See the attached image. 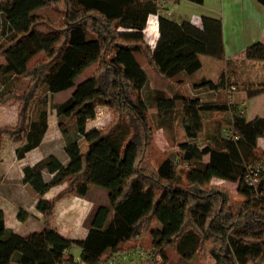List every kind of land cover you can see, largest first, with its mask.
<instances>
[{
    "label": "trees",
    "instance_id": "16d2710c",
    "mask_svg": "<svg viewBox=\"0 0 264 264\" xmlns=\"http://www.w3.org/2000/svg\"><path fill=\"white\" fill-rule=\"evenodd\" d=\"M257 1L264 6V0ZM161 4L162 0H6L0 5L5 28L0 42L5 87L0 103L18 102L17 123L0 127V151L5 137L26 138L17 149L18 157L36 147L48 127L46 111L37 120L32 114L41 91L66 90L88 66L99 63L95 74L55 105L58 126L67 137L64 149L69 161L64 164L50 154L23 169V181L39 194L63 182L68 188L38 202L44 227L26 235L6 227L0 208V264H102L126 248H139L126 243L136 241L143 230L151 232L156 255L163 262L168 246L184 256L201 249L215 264L264 262V152L257 151L258 139L264 136V116L248 119L242 108L232 105L226 75L195 83V88L214 92L213 100L182 97L186 140L178 143L179 152L169 154L156 169L145 158L143 145L152 130L143 94L149 78L137 54H144L159 75L180 83V74L190 75L202 67L200 55L221 59L225 51L220 18L204 15L200 25L176 22L161 13ZM59 5L64 6L61 23L35 13ZM152 14L158 15L159 24L153 46L145 39ZM41 52L45 58L30 65ZM245 55L247 60L264 61V43L250 44ZM9 77L28 80L26 89L16 90ZM263 92L264 83L252 96ZM103 104L121 113L108 129L87 130L88 120ZM157 106L172 109L175 97H160ZM205 112H231V126L227 135L217 134L201 146L196 140L205 127ZM70 127L84 137L85 149L78 137L69 136ZM206 155L209 159L197 166ZM259 163L263 166L253 186L246 178L250 167ZM43 170L52 178L47 180ZM214 178L238 183V192L245 197L239 210L231 207L225 190L211 185ZM90 185L106 189L110 205L95 208L85 238L66 237L52 224L56 202L70 192L86 195ZM19 218H25L22 211ZM152 222L160 227H152ZM73 246L81 251L78 258L67 252ZM106 249L111 252L103 257Z\"/></svg>",
    "mask_w": 264,
    "mask_h": 264
},
{
    "label": "rangeland",
    "instance_id": "374dc122",
    "mask_svg": "<svg viewBox=\"0 0 264 264\" xmlns=\"http://www.w3.org/2000/svg\"><path fill=\"white\" fill-rule=\"evenodd\" d=\"M6 0H0V5L3 4ZM168 3V1L162 0L161 4V13L163 10H165L164 4ZM174 5V3H173ZM175 7H173V13L174 16H178V11L174 10ZM63 11L64 6H46L39 10H37L35 13L39 16H43L45 18H48L54 22L61 23L63 18ZM186 14L190 15L193 13L190 9L184 10ZM176 12V13H175ZM200 12V10L195 11ZM165 15H167L165 13ZM195 15V14H194ZM196 17H199L198 15H195ZM150 21H148V25L146 27L147 36L145 37L146 42L153 46L156 35L158 31H154L149 29V27L152 25H157L156 17L151 16L149 18ZM151 24V25H150ZM223 24V23H222ZM155 28V27H154ZM4 26L2 24V16L0 14V42L3 39L2 31L4 30ZM224 39V35H223ZM150 42V43H149ZM225 47V42H224ZM45 58V53L41 52L39 53L32 61L31 64H36L38 61ZM137 59L139 60L140 64L144 67L148 74V83L143 89V94L145 97V100L147 104L149 105V124L151 127V134L150 138L148 140V143L143 145V150L145 154V158L147 159V163H150V166L154 169L158 168L161 162L165 157H167L169 154L174 153L177 154L179 152L178 143L186 140L185 130L183 126L184 121V111H183V96H192V97H200L203 101H210L215 98V94L211 92L207 88H195V83H197L201 78L203 77H209V78H216V80H219L221 78V72L223 70V67L219 62V58L214 60L217 62H209V65L205 64L202 66L195 76L186 75V74H180L177 78V80H180V83L173 82L157 73L155 69L149 65L147 62V59L144 54L138 53ZM202 61L204 62L209 61L210 58L208 55H201ZM4 61L2 57H0V62ZM212 63H216L215 66L212 65ZM99 63H94L90 66H88L76 79L74 82V86L69 87L66 90L59 91V92H48L45 88L41 91V93L38 96L37 102H35L33 106V117L39 118L40 113L42 111H46L47 114V120L49 118V121L54 122L56 121V124L51 125V129L49 133L47 134V138L50 139V144L45 146L42 150L48 153L49 151H53L56 157H58L60 160L66 159V152L63 147V144L67 141V137L63 135L62 131L58 128V121H57V114L55 105L63 102L66 100L74 91L77 84H79L81 81L87 79L89 76L95 74L98 70ZM227 67V74H225L228 80V92L230 93V101L234 107H240L242 108L248 118H254L255 116H264V95H261L257 98H251L253 91L255 89H259V86L264 83V62H255L251 60H237L233 61L228 64L226 63ZM218 74V75H217ZM3 77L0 76V91L1 89H4L2 84ZM8 82L12 87H14L16 90H24L27 87L28 80L25 78H18L17 77H9ZM232 85V86H231ZM234 86V88H233ZM259 95V94H258ZM160 97H165L166 99L174 98L175 97V107L172 109H163L160 110L157 106V100ZM46 102V104H44ZM1 105H7L6 107L10 106V108L16 105H18V102L16 101H8L5 103H0ZM18 111V108H17ZM121 112L114 110L108 105H98L96 108V116L92 119L88 120L87 123V130L91 129H108L118 118V114ZM204 121H205V127L204 130L199 134L198 139L196 140L201 146L205 145L206 143L212 142L216 137L217 134L221 135H227L228 129H230L231 126V112L226 113H218V112H205L204 114ZM216 135V137H215ZM70 137H78V142L80 144V147L82 149L86 148V141L83 136L78 135L75 132V129L73 127H70ZM47 143V144H49ZM258 153L261 155V153L264 152V136L259 137L258 139ZM47 157V156H46ZM45 157V158H46ZM209 159V156L206 155L203 158V161L201 163H196L197 166L203 165L207 160ZM259 158H256V161ZM146 163V164H147ZM66 164V163H64ZM145 164V165H146ZM194 164V163H193ZM44 176L46 179H50V176L48 174V171L45 170ZM2 175L0 174V206L3 205V202H7L12 210H17L16 217L14 214H12L13 219L16 224H11L16 230L20 232H25L27 230H30V222H26V218L29 215L28 208H31L32 201V195L29 193H26V190L24 189L23 184L25 183L20 177H18V173H10L8 174L5 171V168H2ZM6 174V175H5ZM24 182V183H23ZM64 184H61L63 190L68 188V183L63 182ZM211 185H216L219 188L225 190L227 194L229 195V201L231 202V207L237 211L239 208L243 205V202L245 200V197L241 195L238 192V183L222 180L219 178H214L211 181ZM90 190L88 189V193L85 195H80L77 192H70L66 193L56 202V206L54 209V215L52 218V224L54 225L55 220V213H56V207L59 204V202L65 197L66 200L61 202L60 204L68 202H72L73 205H76V209L80 208V203L86 204L84 206L89 208V212L87 214L79 212V210H76L72 213L74 216H78L82 219L80 230L74 234V235H81L83 232L88 231L89 232V226H90V220L93 212L95 211V208L99 205H110L109 199H108V191L100 186H89ZM54 191V190H53ZM51 192L50 195L52 198L56 197L58 193L60 192ZM74 194L75 196H72L71 200H67L69 196ZM49 195V194H48ZM42 196V195H41ZM49 198V199H52ZM49 199H43V200H49ZM42 200L39 199L38 202ZM37 202V207H38ZM63 204V205H64ZM26 206V207H24ZM63 208V207H62ZM38 209H40L38 207ZM41 210V209H40ZM23 212L25 218L21 220L19 218V213ZM113 213V212H112ZM80 219V220H81ZM25 221V222H24ZM35 221V220H33ZM43 222H44V213H43ZM11 223V222H10ZM152 227L159 228L160 224L157 222L151 223ZM150 225V226H151ZM153 239L151 236V232L149 230H143V233L137 238V240H132L127 242L128 245H139V248L137 249H144L147 251L145 255H138L136 254L135 257H131L130 260L126 261L124 260L123 256H120L121 263L124 264H141L144 262L152 263V264H215V260L209 256L205 255L203 256L201 249L196 250L195 252L192 251V253L189 256H184L180 254L175 247L168 246L166 249L167 252V260L163 262V259H158V256L156 255L155 248L153 247ZM136 249V250H137ZM133 250V251H136ZM130 251L126 248L125 250ZM123 251V252H125ZM111 252L110 249H106V252L104 253L103 257L109 255ZM121 252V253H123ZM138 255V256H137ZM79 257V256H77ZM80 264H85L80 262Z\"/></svg>",
    "mask_w": 264,
    "mask_h": 264
},
{
    "label": "crops",
    "instance_id": "0c3cea01",
    "mask_svg": "<svg viewBox=\"0 0 264 264\" xmlns=\"http://www.w3.org/2000/svg\"><path fill=\"white\" fill-rule=\"evenodd\" d=\"M165 1H168V3L166 4L163 3L165 6L164 7L165 10H163L162 13L163 14L166 13L168 17L174 19L176 22H181L183 20H190L194 14L198 15L200 18L204 15H207V16H213L216 18H220L222 20L223 35H224V42H225L224 57L221 59H218L216 57H212L208 55L210 60L204 62V60L202 61L201 55H200L202 66H204L205 64L209 65V62H217L214 60L218 59L219 62H221L220 64H222L221 66L223 67V70L221 72L222 76L227 74V71H225L227 70V67H228L226 63L228 64L229 61L231 63L232 60L233 61L247 60L245 51H246V48L250 44L257 42V41H261L264 43V6L260 4L257 0H204L203 4H197L189 0H179L177 2H175L174 0H164V2ZM173 7H175L174 10L178 11V16H174L175 14L172 11ZM186 8L192 10L193 13L190 15L186 14L184 11ZM196 10H200V12L196 13L195 12ZM151 16H155V14L150 15L149 18H151ZM154 27L151 25L149 27L150 31L151 29L153 31L154 29L155 31H157L156 24L154 25ZM145 32H146V29H145ZM146 36H147V33H146ZM155 37H156L155 39L156 41L158 38V33ZM260 62H264V61H260ZM212 65L215 66L216 63H212ZM196 73L197 72L191 74V76H195ZM205 78H209V77H205ZM209 79L216 81V78L215 79L209 78ZM261 95H264V92L254 97H251V98H257ZM6 106L7 105L0 106V127L5 126V125H15L18 120V111H17L18 105L16 106L13 105L12 108H10V106H8L7 108ZM37 119L38 118H36V120ZM248 119H251V118H248ZM57 121H58V116H57ZM47 122H48V127H47V130L41 142L33 149L26 152L23 157H18L17 149L18 147L22 146L26 142V138L21 139V140H12L7 137L4 138L2 149L0 151V174L1 175L3 174L2 168L4 167L5 171L8 174L10 173L13 174L16 172L19 174L18 177H20L23 180V177H24L23 169L25 166L35 165L36 163L43 160L46 156H49L50 154H54L53 151H49L47 153L46 150L45 151L42 150L47 145H49V147L51 146V144L49 143L50 139L47 138V134L49 133L51 129L50 128L51 125L56 124V121L51 122L49 121V118ZM65 144L66 142L63 144V147H65ZM66 157L67 158L64 159V161L61 159L63 163H67L69 161L68 155H66ZM45 172L46 171L43 170V173ZM48 174L50 178H52L53 174H51L50 172H48ZM61 184H64V183H61ZM61 184L52 186L44 194H39L32 188L30 184L24 183L23 186H24V189L26 190V193H29L30 195H32V200H30L32 201V203H30L32 207L27 209L29 215L27 216L25 220L26 222H30L31 228L30 230H27L25 232H20L16 230L11 224H14V223L16 224V222L12 220L13 219L12 214H14V216L16 217L17 210L16 209L12 210L7 202H3V205L0 206V208L3 209L4 211L6 227L8 229H11L23 235L29 234L34 231L41 230L44 227L43 212L42 210L38 209L37 202L39 199L52 198L50 193L53 190H54L53 192L61 191L62 190L61 188H63ZM91 186H96V185H91ZM72 196H75V195L72 194L71 196L67 198V200H71ZM64 200H66L65 197L59 202V204L56 207L54 227L66 237L74 238V239L85 238L88 235V231L83 232L81 235H74L80 230L82 219L78 216L72 215V213L76 210H79V212L87 214L89 212V208L87 209V207L84 206L86 204H83L82 202L80 203L79 209H76V205H73L72 202H68L66 203V205L64 203L60 204ZM67 252L73 253L77 257L78 255H80L81 251L78 247L73 246L69 248Z\"/></svg>",
    "mask_w": 264,
    "mask_h": 264
},
{
    "label": "built area",
    "instance_id": "2783aa9c",
    "mask_svg": "<svg viewBox=\"0 0 264 264\" xmlns=\"http://www.w3.org/2000/svg\"><path fill=\"white\" fill-rule=\"evenodd\" d=\"M155 17H156V22H157V31L159 33L158 15L155 14ZM190 20L196 25L201 24V18L196 17L195 15H193ZM148 21H150V19ZM154 44H155V42H154ZM262 166H263V164L259 163L256 166L250 167V169H249L250 172L248 173L247 178H246L248 184L253 185V186H255L257 184V182L259 180V175H260ZM146 253H147V251H145L142 248L137 249L136 251L130 250L127 252L125 251L123 253L120 252V253H117L112 259L103 260L102 264H122L121 259H120L121 255L123 256L124 260L128 261L131 259V257H135L136 254L145 255ZM159 258L160 257H158V259ZM248 264H264V262L258 261V260H250V262Z\"/></svg>",
    "mask_w": 264,
    "mask_h": 264
}]
</instances>
